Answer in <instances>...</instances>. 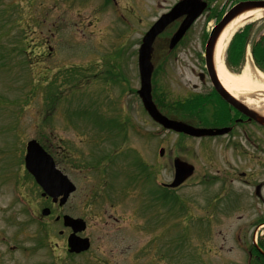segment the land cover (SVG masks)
Masks as SVG:
<instances>
[{
	"label": "rangeland",
	"instance_id": "rangeland-1",
	"mask_svg": "<svg viewBox=\"0 0 264 264\" xmlns=\"http://www.w3.org/2000/svg\"><path fill=\"white\" fill-rule=\"evenodd\" d=\"M175 1L0 0V264H106L109 256L120 264L119 224L104 215H91L89 195L103 193L105 185L94 186L85 154L91 139L97 150L107 152L121 128L122 175L119 164L114 165L106 181L111 190L122 186V210L110 208L108 201L105 206L118 217L122 212V264H243L242 245L251 242L255 223L264 220V206L246 196L250 187L240 192V183L226 180L227 174L238 170L236 164L241 165L224 142L226 137L217 142L193 140L165 130L147 118L136 93L141 37ZM210 11L194 22L183 37L184 45L173 54L159 50L152 54V88L166 114L175 112H171L174 101L194 97V83L200 86L195 58L199 56L203 64L206 30L215 20ZM173 28L166 29L161 39ZM256 28L257 38L264 32V19ZM48 130L53 132H44ZM151 130L157 132L153 139L150 133L141 136ZM44 135L70 152L79 151L77 195L68 199L64 210L86 220L83 235L97 231L101 239H94L93 247L107 251L104 258L94 256L95 260L86 252L70 261L62 252L58 228L50 226L49 219L41 227L34 211L44 204L36 189L26 185L21 191L12 190L22 177L15 168L22 146ZM150 144L156 145V155L164 148V155L145 175L138 152ZM170 153L195 167L173 191L160 184L173 178ZM112 169L117 179L111 178ZM153 175L159 185L151 181ZM150 188L157 196L152 203L147 197ZM166 190L177 198L167 199L162 194ZM24 194L33 212L30 218L20 201ZM98 199L93 209L102 210L104 199ZM255 204L263 213H252ZM94 220L99 227L92 228ZM258 229L257 241L264 224Z\"/></svg>",
	"mask_w": 264,
	"mask_h": 264
},
{
	"label": "flooded vegetation",
	"instance_id": "flooded-vegetation-1",
	"mask_svg": "<svg viewBox=\"0 0 264 264\" xmlns=\"http://www.w3.org/2000/svg\"><path fill=\"white\" fill-rule=\"evenodd\" d=\"M206 3V9L207 11L211 10L210 12H213L215 14V20L214 24L217 23L219 18L217 16L220 15L219 10H228L230 7L237 3H255L257 1L261 0H203ZM205 14V12L203 13ZM202 14V15H203ZM223 14V12H222ZM221 14V15H222ZM202 15L199 17L201 18ZM184 16H179L170 25L166 26L164 31L172 26H174L173 30L169 33V36H166V38L161 39L162 33L159 34L154 42H153V53L155 50H159L161 52L166 51L168 54H173L176 49L179 48V46L184 45L185 39L182 37L173 48H169V38L172 32L175 28L182 22ZM198 18V19H199ZM197 19V20H198ZM196 20V21H197ZM213 24V26H214ZM192 26V25H191ZM207 29V35L206 40L209 34V31L211 30ZM163 31V32H164ZM205 40V43H206ZM205 43L203 45V52L201 53L203 64L200 65L201 61L199 59V56H197L195 59L197 61V64L195 67L199 69V72L197 74L200 83V86L198 87L196 83L192 86V94L195 93L194 97L186 98L184 100H177L173 102V108L171 112L174 113H168L167 116L174 118V119H181L184 120L186 123L195 126V127H211V128H226L227 131L222 135H214V136H202V137H191L188 135H183V137H187L188 139H200V140H220L223 137H226V139H223L224 142L227 144L229 143L231 150V154H233L236 158L238 157L240 160L241 165L236 164L237 171H233V173L227 174V181L229 182H237L240 183L243 187L239 188L240 192L247 191V187H250L251 193H247V195L252 196L253 199H257L259 204H263L264 206V124H260L256 122L253 118H249L245 114L241 113L234 105H232L230 102H228L226 99H224L216 90L213 82L211 81V78L208 73L206 60L204 58V52H205ZM166 54V55H167ZM202 84H208L207 87L202 88ZM208 89V91H207ZM191 94V95H192ZM154 102L156 105L161 104V99L158 97H155ZM256 111H260L258 109H255ZM147 115V113H146ZM148 118V115H147ZM150 120V118H148ZM151 121V120H150ZM153 122V121H151ZM157 125L156 123H154ZM137 131V130H136ZM139 131V130H138ZM143 131V130H141ZM44 132H53V131H44ZM150 133V138L153 139L156 137V131H150V132H141V136L143 134ZM179 134V133H178ZM50 135V134H48ZM148 135V134H147ZM145 135V136H147ZM58 135H54V137H57ZM118 136V140L111 141L108 145L109 150L105 153H103L101 150H97V146L94 144V140L91 139V145H86L87 152L85 154V158L88 164V168L91 170L89 173L92 175L93 184L94 186L101 185L103 187V184L105 185V191L103 193L98 192L97 194L95 192L90 193L89 195V205L91 210L92 217H103L106 216L108 219L112 218L115 223H118L121 230L119 237H120V245L119 248L120 256H121V262L122 264V212L121 215L118 217L115 215L114 212L108 211L105 206V202L108 201L106 205H108L110 208H113L115 206H118V208H121L122 210V186L118 187L114 190H111L108 188L107 184V178H109L110 174V168L112 166L119 164L120 166V172L122 175V128L121 131H119L118 135H113V137ZM35 139L38 141V143L41 145L42 149L49 155L51 158L53 165L56 169H58L63 175H65L69 181L74 184L75 188L74 190L69 194L66 203L60 205V196L57 197L56 200H53L51 196L48 194H44L41 187L36 183L34 176L26 169L25 167V159H24V153L25 149L21 151L20 160L17 163L18 165L15 167L16 171L21 173L22 177L19 180L17 185L14 184V186L17 188V190L21 189L22 187L29 185L33 189L35 188L38 192V195L45 205V207L49 208V213L47 215H42L40 213V208H36L34 211L39 221H42L41 227L45 228L47 226V220L51 221L50 226L57 227V233L59 235V238L62 240L63 245L61 246L62 252L64 254H70V257L78 256L82 253H69L68 246H67V238L68 234L70 233V228L68 227H62V217L64 214H72L70 211L64 210V207L66 206L68 199L75 194L77 195L78 191V178H79V160L80 155L78 150H68V147H64L59 144H54L51 138H47L44 135V138H38L35 137ZM151 142V141H150ZM94 147V148H93ZM156 145H151L145 150V152H138L139 154V163L140 168H143V170L147 173H149L148 168L151 170L154 169V167L158 164V157L164 155V150L161 154H159V151L156 155ZM97 152L99 153L98 156H96ZM175 155L171 156V153L169 154L168 161L172 162L173 167V161H174ZM216 159H212L211 161L214 162ZM69 166V168H68ZM108 170V173H107ZM113 170V169H112ZM219 171V170H218ZM148 175V174H147ZM119 176L116 174V171L113 170L112 179H117ZM141 180V179H140ZM223 180V177H221V181ZM3 183H1L2 185ZM166 183L162 182V185H165ZM4 185V184H3ZM246 185V186H245ZM165 187L173 191V188H170L169 186L165 185ZM21 191V190H20ZM150 192L151 200L156 199V195L154 193V189L150 188L148 189ZM92 195V196H91ZM173 193L167 191L166 196H172ZM102 197L104 199L103 204V211L100 210V208H94L96 200L98 201V197ZM23 197V203L24 209L23 211L27 216H29L30 212L33 213L29 206V201L26 199V194L22 195ZM26 199V200H25ZM76 199V198H75ZM119 201L118 204H115L111 201ZM43 205V206H44ZM258 205V204H257ZM258 206L256 204L253 206L251 205V211L254 214L255 212L263 213L262 210L257 209ZM25 215V216H26ZM30 218V216H29ZM33 219H36L33 217ZM31 220V219H30ZM19 222L21 220H18ZM106 221V220H105ZM20 224V223H19ZM17 224V225H19ZM99 221L94 220L93 227L97 228L99 227ZM262 225V222H256L255 227L257 229L258 226ZM257 232V230H256ZM253 235V232H252ZM89 239L90 245L87 252L92 253V258L94 256H99V258H104L108 252H104V250H100V247L97 246L96 248L93 247L94 245V239L99 240L101 239V236L97 234V231H94L92 234L86 235ZM253 237V236H252ZM55 245H57L55 243ZM113 253V250H111V254ZM109 255V254H108ZM109 259H105L103 262L106 264H116L117 260H113L110 256ZM248 264H264V231H260V238L256 242H252L251 246L248 248Z\"/></svg>",
	"mask_w": 264,
	"mask_h": 264
},
{
	"label": "water",
	"instance_id": "water-1",
	"mask_svg": "<svg viewBox=\"0 0 264 264\" xmlns=\"http://www.w3.org/2000/svg\"><path fill=\"white\" fill-rule=\"evenodd\" d=\"M206 3L202 0H179L167 13L162 14L146 31L142 37L141 44L138 49L137 64L140 78V87L138 89V95L142 100V104L148 114L157 122L162 124L166 128H171L176 131H182L193 135L202 134H216L222 133L225 129H205L195 128L181 121L168 119L161 114L154 105L151 98L150 76L152 71L151 53L152 44L157 36L170 22L179 16L184 15L182 22L179 24L177 30L173 33L169 40V46L173 47L175 43L182 37L191 23L200 15L205 8ZM264 7V2L257 4L240 3L231 8L221 19V21L211 30L205 47V59L209 76L218 90V92L227 100L238 108L241 112L245 113L249 117L254 118L260 123H264V115L260 114L253 109L249 108L244 103L230 97L214 69L213 54L217 38L224 28V26L236 15L244 10L256 7ZM25 163L27 169L34 175L36 181L42 186L44 191L53 197L63 194L60 199V204L64 203L69 192L74 187L69 183L65 176H62L60 172L55 170L51 158L41 149L40 145L35 140L27 142L26 146ZM193 166L175 159V178L171 183L172 186L178 185L182 180L192 173ZM49 212L48 208L42 210L43 214ZM64 225L72 228V232L68 237V245L70 250L80 251L88 247V239L86 237H80L76 235L77 232L82 231L85 228V222L81 218H73L69 215L63 216Z\"/></svg>",
	"mask_w": 264,
	"mask_h": 264
},
{
	"label": "bare ground",
	"instance_id": "bare-ground-1",
	"mask_svg": "<svg viewBox=\"0 0 264 264\" xmlns=\"http://www.w3.org/2000/svg\"><path fill=\"white\" fill-rule=\"evenodd\" d=\"M264 15V8L244 11L233 17L220 32L214 48V65L218 79L233 96L242 99L264 113V73L246 62L239 73L230 72L224 65L227 44L237 28L249 20Z\"/></svg>",
	"mask_w": 264,
	"mask_h": 264
},
{
	"label": "trees",
	"instance_id": "trees-1",
	"mask_svg": "<svg viewBox=\"0 0 264 264\" xmlns=\"http://www.w3.org/2000/svg\"><path fill=\"white\" fill-rule=\"evenodd\" d=\"M252 24L245 25L232 37L228 47V62L238 67L243 61L245 44L250 36ZM251 51L256 63L264 68V35L251 44Z\"/></svg>",
	"mask_w": 264,
	"mask_h": 264
}]
</instances>
